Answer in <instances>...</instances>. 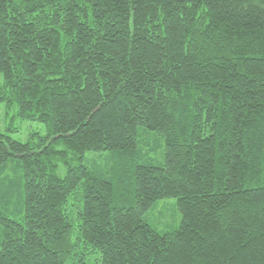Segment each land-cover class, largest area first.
<instances>
[{"label":"trees","instance_id":"1","mask_svg":"<svg viewBox=\"0 0 264 264\" xmlns=\"http://www.w3.org/2000/svg\"><path fill=\"white\" fill-rule=\"evenodd\" d=\"M0 76V264H264V0H0Z\"/></svg>","mask_w":264,"mask_h":264},{"label":"rangeland","instance_id":"2","mask_svg":"<svg viewBox=\"0 0 264 264\" xmlns=\"http://www.w3.org/2000/svg\"><path fill=\"white\" fill-rule=\"evenodd\" d=\"M0 130L21 141L28 140L31 135H43L46 131L43 123L22 119L17 114L16 105L7 106L4 103L0 104ZM98 161L102 162L101 160ZM71 217L73 219V216ZM144 218L155 230L165 233L179 226L181 214L177 208L176 199L174 197H166L157 200ZM73 222L76 224L74 220ZM84 252L86 262H92L98 258L97 252L85 249Z\"/></svg>","mask_w":264,"mask_h":264}]
</instances>
